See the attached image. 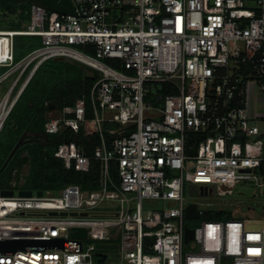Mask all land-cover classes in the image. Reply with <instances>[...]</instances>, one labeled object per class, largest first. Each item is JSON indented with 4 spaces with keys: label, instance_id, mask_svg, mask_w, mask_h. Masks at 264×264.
I'll list each match as a JSON object with an SVG mask.
<instances>
[{
    "label": "built area",
    "instance_id": "1",
    "mask_svg": "<svg viewBox=\"0 0 264 264\" xmlns=\"http://www.w3.org/2000/svg\"><path fill=\"white\" fill-rule=\"evenodd\" d=\"M71 2L69 13L33 2L22 28L0 27V65L11 67L0 80L19 69L0 100V132L43 61L83 60L100 71L89 97L49 116L45 131L78 133L57 151L66 167L83 172L101 161V186L0 189V238L83 239L81 250L0 252V264H104L111 248L118 264H264V217L250 215L255 207L196 202L200 214L230 209L233 216L195 226L186 215L194 202L187 184L201 194L215 184L223 196L264 197V0ZM17 34L42 35L43 44L15 61ZM147 198L177 205L153 208ZM80 226L86 237L73 235ZM187 226L194 229L188 242Z\"/></svg>",
    "mask_w": 264,
    "mask_h": 264
},
{
    "label": "trees",
    "instance_id": "2",
    "mask_svg": "<svg viewBox=\"0 0 264 264\" xmlns=\"http://www.w3.org/2000/svg\"><path fill=\"white\" fill-rule=\"evenodd\" d=\"M33 2L45 5L51 10L62 12L73 10L71 0H0V10L3 13L16 14L17 18L11 21L10 28L20 29L29 21ZM42 44V35L17 34L16 61ZM61 59L63 58L50 57L39 65L5 120L0 132V169L25 130L40 132L41 135L27 136L24 143L15 150L0 172L1 188L13 186L29 189H59L69 183L80 184L84 189L101 186V161H93L91 170L83 172L66 167L64 159L57 151L60 141L74 135L79 136L78 133L70 130L63 133L45 131L49 111L74 104L83 95H87L88 98V92L94 83L88 70L79 63L76 71L65 73L63 68L55 63L56 60ZM3 66L5 65H0V70ZM31 66L25 71L23 78ZM7 69L0 71V75ZM86 149L87 152L92 153L90 146L86 145ZM26 166L28 170L24 172ZM112 169L116 174L115 164ZM232 216L230 209H222L206 212L205 218L226 221Z\"/></svg>",
    "mask_w": 264,
    "mask_h": 264
},
{
    "label": "rangeland",
    "instance_id": "3",
    "mask_svg": "<svg viewBox=\"0 0 264 264\" xmlns=\"http://www.w3.org/2000/svg\"><path fill=\"white\" fill-rule=\"evenodd\" d=\"M16 18H17L16 14H13L12 12L3 13L0 10V27L11 26L12 25L10 24L11 21L15 20ZM77 48L81 50H86L84 45H77ZM109 62H112V61H109ZM55 63L57 64V66L63 68L65 73H67L68 71H71V72L76 71L78 67L77 62H75L69 56H66L65 58L61 60H56ZM7 68L11 69L9 65H5L1 68L0 71H4ZM18 72H19V69L12 70L9 74H7L4 78L0 80V100L4 97V95L9 91V89L13 85V82L15 78L17 77ZM152 88L153 90H155L156 85H153ZM58 112H59V109H52L51 111L48 112V117L54 116V115L58 116L59 115ZM27 170H28V167L26 166L24 168V172H27ZM211 186L214 187L213 192H209L208 194H201L200 185L187 184L186 195L188 197V200L197 202L200 205V207H203V208H218L221 205H224L226 203L230 205L231 201L242 200L244 211L247 209V205H251L255 207L256 209L254 210V212L250 213V215L255 218L263 219L264 217L263 215L264 197L253 196L252 194H247V195L238 194L234 196H223L224 193L221 190L220 185L212 184ZM145 205L149 207H153V208L163 207V206L170 207V206H176L177 201L173 199L147 198L145 199ZM205 217H206V213H201L198 216L189 217L188 222L191 226H195V225L200 224ZM192 243H195V241H192ZM98 244L100 246V244L102 243L98 242ZM107 250H108L107 258H106L107 260L104 264H118L119 255L117 251L114 248H111L110 250L107 249Z\"/></svg>",
    "mask_w": 264,
    "mask_h": 264
},
{
    "label": "water",
    "instance_id": "4",
    "mask_svg": "<svg viewBox=\"0 0 264 264\" xmlns=\"http://www.w3.org/2000/svg\"><path fill=\"white\" fill-rule=\"evenodd\" d=\"M37 4H40L38 2H35ZM45 6V5H44ZM56 10V9H55ZM70 11H65V13H69ZM58 58H65L64 55L57 56ZM75 62L79 63L80 65L84 66L92 79H95L97 76L100 75V71L97 68H94L90 64L84 62L83 60L73 57L72 58ZM41 135L40 132H32L29 130H25L22 134L20 139L15 144L14 148L12 149L11 153L8 156V159L5 161L4 165L0 169V172L4 169L6 166L8 160L11 158V156L14 154L15 150L24 143L27 136H36ZM201 188H205L204 186H201ZM1 192L3 194H9L12 195L14 193L13 188L9 187H3L1 188ZM43 190L39 189L38 193H42ZM206 192V191H204ZM203 192V193H204ZM20 194H31L32 189L29 188H21L19 190ZM53 213H57L58 211H51ZM63 214H67L68 211H61ZM72 214H77V211H71ZM83 214H87L86 211L82 212ZM199 210L197 208L196 202H191L187 205L186 208V215L188 217L198 216ZM88 234V229L85 226L76 227L73 230V235L80 236V237H86ZM194 237V229L190 226L186 227V235H185V241L188 242L191 238ZM45 247H63L64 249H76L81 250L83 247V239H71L66 238L63 236H35V237H13V238H0V252H14L17 248L19 249H43Z\"/></svg>",
    "mask_w": 264,
    "mask_h": 264
},
{
    "label": "bare ground",
    "instance_id": "5",
    "mask_svg": "<svg viewBox=\"0 0 264 264\" xmlns=\"http://www.w3.org/2000/svg\"><path fill=\"white\" fill-rule=\"evenodd\" d=\"M77 55H79L80 57H82V54H80V53H77Z\"/></svg>",
    "mask_w": 264,
    "mask_h": 264
}]
</instances>
